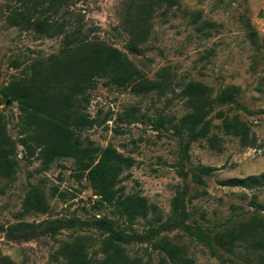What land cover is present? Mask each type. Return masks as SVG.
Here are the masks:
<instances>
[{
  "label": "rangeland",
  "instance_id": "obj_1",
  "mask_svg": "<svg viewBox=\"0 0 264 264\" xmlns=\"http://www.w3.org/2000/svg\"><path fill=\"white\" fill-rule=\"evenodd\" d=\"M22 2L0 0V88L13 77L22 76L33 62L57 55L62 48V35H41L33 28L20 29L7 22L9 13ZM147 3L148 0H73L54 17L80 26L91 40L119 49L145 78L158 81L165 73L171 79L165 92L146 96L105 87L103 81H98L87 107L95 124L80 134L81 144L92 142L100 149L111 145L131 157L134 166L122 175L118 187L124 194L146 198L159 208L164 219L171 216L172 202L178 197L185 224L198 223L213 231L230 227V219L236 222L256 212L249 205L252 198L264 205V188L246 190L223 184L228 179L264 174V0H171L170 7L163 3L160 8L154 7L150 35L140 45V53L134 54L128 50L126 20ZM189 81L207 85L213 95L226 87H237L236 103L216 108L246 122L256 138L255 147H243L237 139L215 131L222 139L223 151L219 153L209 149L204 140L186 147L185 138L173 135L171 124L189 112L179 95L181 86ZM0 113L18 153L14 175L0 178V264H55L52 256L59 244L82 237L91 238L86 242L91 264L101 261L99 242L103 236L91 224L104 215L116 217L99 204V197L88 181L75 173L71 160L26 162L19 145L16 103L0 102ZM197 166L217 168L205 178V193L190 180ZM36 190L49 210L24 215L26 195ZM53 190L63 193L64 200L53 196ZM258 213L264 218V211ZM55 219L79 223L62 230L55 239L39 236L17 242L8 240L4 233L20 221ZM134 228L141 232L146 228L145 221L139 219ZM163 235L185 246L195 264H259L258 258H264V247L247 243L236 248L235 255L216 247L212 254L181 228ZM134 250L137 247L130 248V252ZM158 259L155 257L156 262Z\"/></svg>",
  "mask_w": 264,
  "mask_h": 264
},
{
  "label": "trees",
  "instance_id": "obj_2",
  "mask_svg": "<svg viewBox=\"0 0 264 264\" xmlns=\"http://www.w3.org/2000/svg\"><path fill=\"white\" fill-rule=\"evenodd\" d=\"M73 0H23L21 6L9 13L7 22L20 29H35L41 35H62V48L57 55L33 62L28 71L20 77H13L0 88V102L16 103L19 111V145L26 162L41 160L50 164L57 160H71L75 173L85 178L99 197V204L110 209L116 218L101 216L92 222L93 228L103 238L99 251L103 255L95 264H195L187 255L185 246L177 244L163 232L181 228L195 242L206 246L215 253V247L235 255L242 243L264 247V218L258 213L264 205L255 198L249 202L256 212L249 218L234 222L230 227L213 231L194 223L185 224V214L178 197L172 202L169 218L159 208L138 194H124L118 187L122 175L134 166L131 157L119 153L111 145L96 148L92 142L83 146L80 134L95 124L87 113L90 93L103 81L105 87L128 90L136 96L163 93L171 86L168 74L161 80L145 78L128 57L119 49L103 42L89 39L80 26L70 25L65 19L54 17ZM85 1V0H75ZM172 6L171 0H148L141 4L133 17L126 20L128 50L140 53L151 31V19L162 4ZM237 87L222 89L213 95L211 89L197 81L182 85L179 95L189 112L171 124L173 135L183 139L185 146L204 140L209 149L222 152V139L215 133L221 132L238 140L243 147L256 145V138L246 122L237 115H229L216 107L236 103ZM219 121L215 124L214 121ZM161 125L162 120L157 122ZM18 166L15 142L7 132V122L0 113V178H11ZM217 168L197 166L190 173L191 182L203 189L205 178ZM224 185L246 190L264 188V174L259 177L228 179ZM53 196L64 200V194L53 190ZM49 206L40 192L31 191L22 205L24 215L38 212L47 213ZM204 220V215L201 214ZM139 219L146 228L138 232L134 225ZM78 220H44L40 223L20 221L4 230L11 241H30L39 236L55 239L64 229H71ZM233 225V226H232ZM0 229H2L0 227ZM89 237L62 242L52 256L55 264H91L86 252ZM238 242V243H237ZM137 250L130 252V248ZM215 255V254H214ZM155 257L159 258L157 262ZM264 264V258H258ZM7 264V263H2Z\"/></svg>",
  "mask_w": 264,
  "mask_h": 264
}]
</instances>
